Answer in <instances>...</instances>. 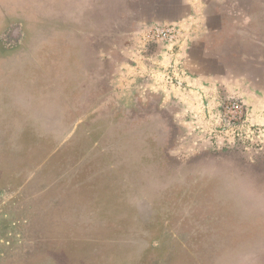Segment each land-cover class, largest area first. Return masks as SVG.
Instances as JSON below:
<instances>
[{"label": "rangeland", "instance_id": "rangeland-1", "mask_svg": "<svg viewBox=\"0 0 264 264\" xmlns=\"http://www.w3.org/2000/svg\"><path fill=\"white\" fill-rule=\"evenodd\" d=\"M0 264H264V0H0Z\"/></svg>", "mask_w": 264, "mask_h": 264}, {"label": "built area", "instance_id": "built-area-1", "mask_svg": "<svg viewBox=\"0 0 264 264\" xmlns=\"http://www.w3.org/2000/svg\"><path fill=\"white\" fill-rule=\"evenodd\" d=\"M157 30H159V29L157 28Z\"/></svg>", "mask_w": 264, "mask_h": 264}]
</instances>
